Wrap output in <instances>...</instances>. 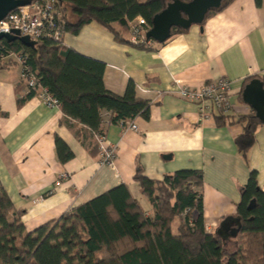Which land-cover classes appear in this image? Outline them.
Instances as JSON below:
<instances>
[{
	"label": "crops",
	"instance_id": "0c3cea01",
	"mask_svg": "<svg viewBox=\"0 0 264 264\" xmlns=\"http://www.w3.org/2000/svg\"><path fill=\"white\" fill-rule=\"evenodd\" d=\"M128 36L127 31L119 41L91 21L62 37L66 46L105 64L107 90L121 95L132 81L135 95L150 102L148 119H132L137 130L110 123L104 112L101 128L114 150L112 165L101 161L89 128L68 120L59 105L26 97L29 89L17 61L0 62L1 185L32 231L118 184L126 185L144 214L151 215L134 179L137 167L156 180L178 169L201 170L205 230L220 231L227 248L235 249L237 203L251 170L264 191V123L256 127L245 155L235 143L246 121L241 116L253 111L243 102L242 89L249 78L264 76V0L259 6L254 0H232L202 28L192 25L164 42L140 46ZM219 77L230 82V107H212L201 119L197 104L180 97L177 86L197 88ZM56 136L73 153L66 161L57 156ZM177 225L176 219L174 232Z\"/></svg>",
	"mask_w": 264,
	"mask_h": 264
},
{
	"label": "trees",
	"instance_id": "16d2710c",
	"mask_svg": "<svg viewBox=\"0 0 264 264\" xmlns=\"http://www.w3.org/2000/svg\"><path fill=\"white\" fill-rule=\"evenodd\" d=\"M167 1L59 3L65 32L77 33L84 24L95 21L109 29L115 39L124 41L130 21L142 16L149 29L153 15ZM231 1L224 0L219 8L210 9L206 19ZM254 1L257 6L262 2ZM180 31L183 30L173 27L171 35ZM10 51L26 55V64L36 72L64 116L89 128L94 138L103 134L104 112L109 113L110 123L132 120L138 115L149 117L150 102L135 95L132 81L121 95L107 90L103 84L105 64L66 46L62 39L42 38L31 46L18 39H0V58ZM257 78L264 85V76ZM32 95L36 91L29 90L26 97ZM241 118L246 121L235 143L245 155L256 127L264 122L254 110ZM55 148L61 161L73 155L58 136ZM134 179L151 205V215L144 214L126 185L118 184L32 231L26 230L21 220L23 211L14 207L0 183V264H264V191L255 171H250L241 187L235 249L227 248L218 233L205 230L201 170L178 169L156 180L143 175L137 167ZM176 219L174 232L172 223Z\"/></svg>",
	"mask_w": 264,
	"mask_h": 264
},
{
	"label": "built area",
	"instance_id": "2783aa9c",
	"mask_svg": "<svg viewBox=\"0 0 264 264\" xmlns=\"http://www.w3.org/2000/svg\"><path fill=\"white\" fill-rule=\"evenodd\" d=\"M65 19L60 7L59 0H31L30 3L17 6L0 20V32L10 33L17 30L20 36H27L36 41L42 38L61 40L63 37ZM148 30L146 21L142 16L135 17L129 22L128 40L132 44L149 45L151 39L145 34ZM13 59L21 66V77L29 90L36 91V96L48 106L56 105V100L43 87L36 72L32 71L26 64V55L22 52L10 51L0 58V62ZM178 83V82H177ZM177 94L183 99L196 103L199 117L205 118L210 114L211 108L216 107L218 111H225L230 107L229 94L230 82L225 77H219L205 81L197 88L178 84ZM119 123L128 128L137 130V125L132 120H121ZM95 140L98 145L100 159L108 165L113 164L114 150L107 143L103 134H96Z\"/></svg>",
	"mask_w": 264,
	"mask_h": 264
},
{
	"label": "water",
	"instance_id": "95a60500",
	"mask_svg": "<svg viewBox=\"0 0 264 264\" xmlns=\"http://www.w3.org/2000/svg\"><path fill=\"white\" fill-rule=\"evenodd\" d=\"M223 1L169 0L162 10L153 15L151 26L145 36L147 39L156 42H164L171 36L173 27L187 30L192 25H199L202 28L207 12L210 9L219 8ZM30 2L31 0H0V20L17 6L26 5ZM0 39H6L7 41L18 39L27 46L35 44V41L30 40L27 36H20L17 30H12L10 33L0 32ZM241 97L243 102L254 110L256 117L264 122V85L262 81L257 77L250 79L244 85ZM239 224L240 222H238V227L232 231L233 236H236ZM216 232L221 234L220 231Z\"/></svg>",
	"mask_w": 264,
	"mask_h": 264
}]
</instances>
